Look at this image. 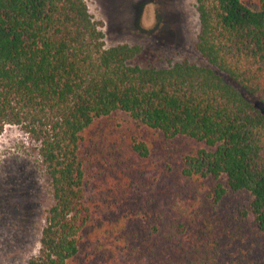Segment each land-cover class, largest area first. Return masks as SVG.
Listing matches in <instances>:
<instances>
[{
	"label": "trees",
	"instance_id": "1",
	"mask_svg": "<svg viewBox=\"0 0 264 264\" xmlns=\"http://www.w3.org/2000/svg\"><path fill=\"white\" fill-rule=\"evenodd\" d=\"M195 6L206 64L155 67L130 63L138 44L105 46L85 0H0V132L19 125L36 143L50 196L22 264H220L203 236L228 193L247 195L243 217L264 232V0ZM145 130L199 146L177 173L147 178ZM90 174L102 203L87 195ZM181 178L213 184L211 201L191 203L192 240L157 207L182 206Z\"/></svg>",
	"mask_w": 264,
	"mask_h": 264
},
{
	"label": "rangeland",
	"instance_id": "2",
	"mask_svg": "<svg viewBox=\"0 0 264 264\" xmlns=\"http://www.w3.org/2000/svg\"><path fill=\"white\" fill-rule=\"evenodd\" d=\"M94 19L103 23L105 46L119 43L138 44L141 51L130 63L164 67L181 60L206 64L195 48L199 29L195 0H85ZM152 144L146 167L147 178L171 170L177 173L183 154L199 144L184 138L168 140L144 131ZM85 145V144H84ZM164 163V164H163ZM182 199L175 213L173 202L162 201L160 212L173 225L183 224V239L192 240L198 227L191 203L211 201L212 182L205 179H179ZM87 195L99 203V184L92 174L87 178ZM172 191V190H171ZM208 197V198H206ZM50 204L48 184L40 165L36 143L19 125L6 124L0 132V264H22L35 255ZM183 205L187 208L184 213ZM246 194L228 195L218 203L215 220L207 223L205 240L220 264H264V232H259L253 216L243 217ZM184 208V209H185ZM198 208H202V205ZM152 221H155L153 218ZM180 230V228H178ZM200 240V239H199ZM215 241L218 245L215 244ZM95 240H86L85 253L93 252ZM100 257L97 253L93 259ZM101 258V257H100Z\"/></svg>",
	"mask_w": 264,
	"mask_h": 264
}]
</instances>
